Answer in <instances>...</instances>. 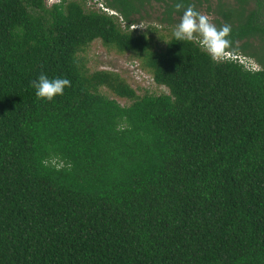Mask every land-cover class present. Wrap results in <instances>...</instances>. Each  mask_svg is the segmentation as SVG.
<instances>
[{"label":"trees","instance_id":"obj_1","mask_svg":"<svg viewBox=\"0 0 264 264\" xmlns=\"http://www.w3.org/2000/svg\"><path fill=\"white\" fill-rule=\"evenodd\" d=\"M178 2L255 68L173 34L152 50L134 27L156 4L175 29ZM216 2L0 0V264H264V0ZM95 40L167 93L88 74ZM41 74L72 86L38 99Z\"/></svg>","mask_w":264,"mask_h":264},{"label":"rangeland","instance_id":"obj_2","mask_svg":"<svg viewBox=\"0 0 264 264\" xmlns=\"http://www.w3.org/2000/svg\"><path fill=\"white\" fill-rule=\"evenodd\" d=\"M47 6L57 3L58 0H44ZM93 2H88L87 6L95 9L98 4L92 6ZM211 6L217 4L216 0H210ZM206 4L203 3L197 11L208 14L212 20L216 18L212 11L206 12ZM150 18L141 21V25L134 28L137 31H145L150 39V46L152 50L161 51L165 48L166 42L171 38L174 29L166 23L160 22L162 19L161 8L154 4L152 9H147ZM144 13H142V16ZM178 17H176L177 19ZM79 58L82 60L84 70L88 74L95 71H108L118 74L125 83L135 90L136 94L142 95L144 91L148 90L150 93L156 95L160 93H167V89L163 86H157L149 72L141 67L138 59L130 53H119L114 48L106 47L100 40H95L86 47V49L79 53ZM100 92L105 96L116 100L120 105H128L129 101L115 96L108 89L101 87Z\"/></svg>","mask_w":264,"mask_h":264},{"label":"clouds","instance_id":"obj_3","mask_svg":"<svg viewBox=\"0 0 264 264\" xmlns=\"http://www.w3.org/2000/svg\"><path fill=\"white\" fill-rule=\"evenodd\" d=\"M174 8L177 12L183 9L180 21L173 32L175 39L197 43L214 62L224 60L232 44L229 39L231 26L224 24L218 28L211 16L197 11L192 4L185 7L182 2H178ZM71 86L72 82L68 78L49 79L45 74H41L37 80L31 82L36 97L47 101H53L57 96H62L65 88Z\"/></svg>","mask_w":264,"mask_h":264},{"label":"built area","instance_id":"obj_4","mask_svg":"<svg viewBox=\"0 0 264 264\" xmlns=\"http://www.w3.org/2000/svg\"><path fill=\"white\" fill-rule=\"evenodd\" d=\"M89 2H90V1H89ZM93 3H94V1H93ZM93 3H92V4H93ZM96 5H97V4H96ZM98 8H100V9L103 10V11H106V9L103 8L102 5H101L100 3L98 4V7H95V9H98ZM225 59H237L240 63H246L245 65H246L248 68H255V65L247 64V62H245L243 58H240V57H237V56H232V55H230V54H226V58H225Z\"/></svg>","mask_w":264,"mask_h":264}]
</instances>
